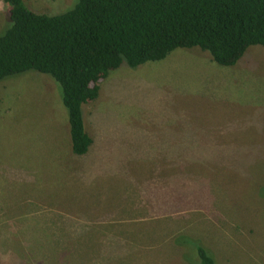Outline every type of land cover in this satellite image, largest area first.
<instances>
[{"label": "rangeland", "instance_id": "obj_1", "mask_svg": "<svg viewBox=\"0 0 264 264\" xmlns=\"http://www.w3.org/2000/svg\"><path fill=\"white\" fill-rule=\"evenodd\" d=\"M57 16L78 0H24ZM4 15L0 36L11 27ZM72 152L59 85L0 82L1 264H264V47L110 72Z\"/></svg>", "mask_w": 264, "mask_h": 264}, {"label": "trees", "instance_id": "obj_2", "mask_svg": "<svg viewBox=\"0 0 264 264\" xmlns=\"http://www.w3.org/2000/svg\"><path fill=\"white\" fill-rule=\"evenodd\" d=\"M4 3L11 27L0 36V82L29 71L51 77L69 115L72 152L93 144L84 108L110 72L199 48L222 67L264 47V0H78L57 16L32 12L24 0ZM201 264H215L197 247Z\"/></svg>", "mask_w": 264, "mask_h": 264}, {"label": "crops", "instance_id": "obj_3", "mask_svg": "<svg viewBox=\"0 0 264 264\" xmlns=\"http://www.w3.org/2000/svg\"><path fill=\"white\" fill-rule=\"evenodd\" d=\"M6 14H7V9L4 5V3L2 1H0V25L2 23V19H3L4 15H6ZM0 264H1V262H0Z\"/></svg>", "mask_w": 264, "mask_h": 264}]
</instances>
